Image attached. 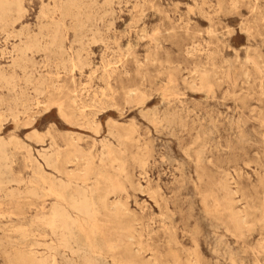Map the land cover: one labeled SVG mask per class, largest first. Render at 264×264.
I'll use <instances>...</instances> for the list:
<instances>
[{"label":"rangeland","instance_id":"1","mask_svg":"<svg viewBox=\"0 0 264 264\" xmlns=\"http://www.w3.org/2000/svg\"><path fill=\"white\" fill-rule=\"evenodd\" d=\"M67 4L23 0L21 19L0 23V139L14 175L39 186L37 166L52 172L46 154L59 149L80 171L83 154L104 167L110 147L126 161L124 200L143 249L131 248L143 264H175L174 254L182 264H264V0ZM220 182L249 215L244 234L203 202L212 193L225 203ZM45 200L0 193V264ZM24 244L80 264L42 227Z\"/></svg>","mask_w":264,"mask_h":264},{"label":"bare ground","instance_id":"2","mask_svg":"<svg viewBox=\"0 0 264 264\" xmlns=\"http://www.w3.org/2000/svg\"><path fill=\"white\" fill-rule=\"evenodd\" d=\"M77 5L78 0H68L67 8L70 9ZM24 8L23 0H0V23L20 18L24 13ZM49 38L51 37L49 36ZM58 40L60 41V39ZM202 78L204 83H207L209 76L203 75ZM33 134L40 137L38 131ZM7 144L4 139H0V193L3 192L4 197L10 200L17 199L18 201L26 199L29 195L42 197L43 200L47 197L51 199L48 203L49 206L46 204L47 201H44L30 226L22 221L13 230L20 239L11 244L10 249H5L9 264H56L50 257L39 255L38 252L28 249L24 244V240L35 226L42 227L59 238L64 248L78 255L80 264H108L110 257L112 264H143L141 262L142 256L138 255V252L132 251L131 248L132 244L136 243L139 247L138 250L143 249L137 240L135 217L131 215L127 202L124 200L128 190L124 179L120 178V175L126 172V161L121 154L110 147L103 152L102 161L111 170L105 166L96 167L93 163V156L83 154L82 156L88 159L84 168L80 171H70L67 168L70 160L57 149L58 151L54 154L44 156L45 164L48 166L47 168L52 169V172H47L39 164L37 166L39 186L29 188L24 185L25 181L22 176L17 177L13 173ZM79 151L83 153V150ZM136 159L141 162V159L137 157ZM124 177L129 178L128 173H125ZM12 183H16V186L12 187ZM220 189L225 192L223 197L225 203L223 204L217 195L206 194L203 198L206 208L217 211L222 207L228 212L235 230L244 234L245 230L250 228L249 215L234 209L231 197L232 190L227 184L220 182ZM174 255H176L175 264H182L180 256ZM195 256L193 260L195 263H199L197 254ZM189 262L191 263L192 260ZM147 264L167 263L156 257Z\"/></svg>","mask_w":264,"mask_h":264}]
</instances>
